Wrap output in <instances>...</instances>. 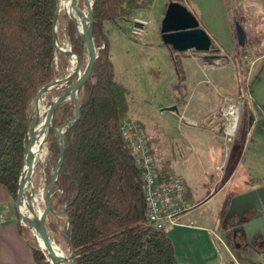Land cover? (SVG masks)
<instances>
[{
  "label": "trees",
  "instance_id": "trees-1",
  "mask_svg": "<svg viewBox=\"0 0 264 264\" xmlns=\"http://www.w3.org/2000/svg\"><path fill=\"white\" fill-rule=\"evenodd\" d=\"M153 1H94V45L99 54L91 76L77 93L80 116L64 132L63 159L51 189V210L68 221L67 237L74 264H178L167 230L146 221L142 171L120 132L121 122L128 117L129 90L115 77L105 32L106 23L120 29L138 12L149 10ZM56 8V0H0V184L10 194L17 187L22 168L28 108L42 85L66 73L67 57L53 48L52 19ZM231 19L241 25L252 16L236 6L231 10ZM67 33L71 50L83 62L85 46L71 21ZM161 45L167 48L176 74L177 81L171 84L175 106L184 105L186 73L181 57L187 51L178 52L162 40ZM247 47H260L262 55L263 32H250L241 49L245 51ZM218 50L212 48L210 53L217 55ZM56 56L62 61L59 68ZM263 67L264 57L247 85L239 83L238 95L252 85ZM74 113L73 104L62 101L53 112L54 126L70 120ZM219 129L223 133L222 125ZM50 135L51 130L48 138ZM58 154L54 139L45 167L47 182L52 178ZM158 173L169 176L170 167L161 163ZM59 219L49 223L56 235ZM18 229L35 264H49L29 228L18 224Z\"/></svg>",
  "mask_w": 264,
  "mask_h": 264
},
{
  "label": "rangeland",
  "instance_id": "rangeland-1",
  "mask_svg": "<svg viewBox=\"0 0 264 264\" xmlns=\"http://www.w3.org/2000/svg\"><path fill=\"white\" fill-rule=\"evenodd\" d=\"M170 1L176 0H154L149 9L150 13L146 10L135 15V17L148 20L141 32L135 30L132 24L133 19L131 22H123L120 29L106 23L105 32L110 44L109 57L116 79L129 90L127 100L128 113L132 116L130 119L142 124L151 142L155 163H166L170 167L171 175H179L187 187L192 188L196 195L192 211L203 212L204 215L209 216L215 209V202L219 200L218 198L225 200L228 194L234 196L264 183V133L261 138L253 131L257 123L254 118L257 115L251 108L253 103H250L251 107L246 104L248 91L242 90V94H237L239 83L244 87L247 85L264 57V53L259 55L260 47L259 49L247 47L245 51L241 49L252 31L263 32L264 42V23L261 22L264 16L245 11L238 5L237 0H225L230 9V15L234 7L240 6L244 13L252 16L249 22L241 24L244 35L239 40L232 19L231 38H229L223 20H219L215 15V7L208 5V1L189 0L188 4H185L196 16L199 26L209 36L208 31H211L216 37L210 36L214 42L212 48H218L219 53L215 59H204L202 53L199 52L200 54L196 55L190 50L182 55V65L187 74V81L185 80L187 83H184L187 85L184 90H186L188 103L186 107H178L176 111H173L170 109L173 105V101L170 100L172 98L170 86L177 79L169 52L161 45L160 37L158 43H146L144 40L152 19L153 24L158 25L157 33L160 34V22ZM254 2L258 7L261 6L264 12V0ZM85 4L86 0L82 3L79 0L80 7ZM253 19L256 20L255 23ZM70 21L66 12L58 13L55 36L63 48H71L67 33ZM146 46H152L157 50H144ZM66 57L68 61L65 68L66 73L58 78H64L70 73L71 58L69 55ZM185 57H194L193 60L201 64L202 70L197 74L189 62L183 59ZM55 63L58 67L62 61L56 56ZM84 65L85 55L83 62H80L78 74L69 83L60 85L47 94L44 102L46 107L50 104L54 94L62 88L65 89L82 73ZM229 105H233L238 118L237 129L230 139L226 134L227 121L222 115ZM33 108L34 101L28 108V114L32 117L30 126L35 123ZM184 115L193 120H189ZM220 125L223 126V133L219 132ZM58 139L62 141L63 138L60 135ZM48 160L49 154L43 161V166L38 165L32 174L36 191L42 187L44 164L46 167ZM44 183H48L46 176ZM199 191L206 194L199 195ZM222 202L224 203L223 200ZM227 207V201L224 206L221 203V210L215 224L219 237H214V240L219 248L221 259L226 264H264V244L259 245L255 241L248 240L246 242L244 238H238L235 242L239 246L234 244L233 247L232 242L224 238L221 220ZM10 213L15 216L20 225L24 226L11 206ZM57 217L61 222H58L59 233L56 235L49 228V223L55 222ZM45 221L54 244L62 250L67 259H70V250L67 248L62 232L65 226L64 217L49 213ZM25 228L29 227L25 226ZM220 238L222 241L219 240ZM44 256L46 257L45 254Z\"/></svg>",
  "mask_w": 264,
  "mask_h": 264
},
{
  "label": "water",
  "instance_id": "water-1",
  "mask_svg": "<svg viewBox=\"0 0 264 264\" xmlns=\"http://www.w3.org/2000/svg\"><path fill=\"white\" fill-rule=\"evenodd\" d=\"M76 1V0H69ZM84 0H80L82 3ZM94 1L90 0L91 13L88 22V28L84 34H80L74 22L71 20L73 24V28L77 32V34L81 37L83 44L85 46V65L82 73L78 75V77L70 83L62 92L56 93L53 95L52 102L55 104L54 108L51 112L50 116H45L42 114V118L45 122V125L49 126L51 130V135L48 140L44 144V147L41 153L38 155L37 159L33 162H30L23 168L24 166V158L26 152V146L32 139V132L30 126L32 117H28V132H27V142L24 147V154L22 160V168L20 171V176L18 180L17 187L15 191L10 194L8 202L9 205L14 209V212L19 216V218L25 222L30 228L32 234L38 242V245L43 250L44 254L47 257L49 264H53L52 260V252L55 251L54 241L51 239L49 234L46 218L49 213H53L51 210V196H52V184L56 179L58 172L60 171L63 153L65 149V136L64 132L67 127L72 125L80 116V106L78 102L77 93L80 88L84 85V83L91 76L93 68L98 58L99 50L94 45V37H95V9H94ZM57 8L54 13L52 23H53V48L56 52H59L63 55L74 54L76 57V67L74 71L67 74L64 78H57L52 82L46 83L42 85L40 88L56 85V88L60 86L62 82L66 84L69 83L72 78L78 74L79 66H80V57L71 50V48H56L55 46V23L58 16V7L59 0H56ZM68 14V12H66ZM236 26V34L238 39L240 40L244 35L242 31L241 25L235 23ZM160 37L163 43L168 44L172 47V49L182 52L194 50L196 52H200L203 54L204 59H215L217 55L209 53L212 50V39L207 34V32L199 26V21L196 16L191 13V11L187 8L185 4L179 1H170L168 2L163 18L160 22ZM242 45V42H241ZM76 81L75 84H73ZM38 89V91L40 90ZM38 91L36 93L35 101ZM64 100H69L75 109V113L70 120L63 122L60 125L54 126L52 121L53 112L56 107ZM173 108V107H172ZM41 109H43V105H41ZM58 128L61 131L62 141H59L58 136L54 133V130ZM53 138L56 139L57 144L59 146V154L57 159V164L55 165L52 178L47 183V187L45 190V212L44 215L40 218H31L25 215L21 209V202L25 193V190L28 186V178L33 172V170L41 163V161H45L49 154L50 146L52 144ZM45 168V164H44ZM42 176V175H41ZM43 178L45 179V172L43 171ZM249 215V219L247 216ZM67 227L68 221L66 220L65 226L63 229V237L66 241V244L69 246L71 258L67 259L65 255L63 258L66 262L70 264H74V254L72 249L70 248L71 243L69 238L67 237ZM221 229L223 231H231L232 239L235 238L236 232H240L244 234L248 241H251L254 237H264V184L258 187L252 188L245 192H241L232 196L229 200L228 207L226 212L223 215L221 220ZM34 231H38L41 236L42 244L38 241ZM238 247L239 245L235 243Z\"/></svg>",
  "mask_w": 264,
  "mask_h": 264
},
{
  "label": "crops",
  "instance_id": "crops-1",
  "mask_svg": "<svg viewBox=\"0 0 264 264\" xmlns=\"http://www.w3.org/2000/svg\"><path fill=\"white\" fill-rule=\"evenodd\" d=\"M176 1L188 4L189 0ZM206 1H208V5H210L211 7H215V15L219 18V20H223L227 35L229 36V38H231V15L230 9H228V5L225 0ZM254 1L255 0H237V3L245 11H248L252 14L264 16L262 7H258L257 3H255ZM150 12L151 11L149 10V13ZM153 23L154 21L152 19V21H150V24L148 25V28L146 27L147 31L144 36V40L146 43H158L160 37V34L157 33L158 25L156 23ZM208 32L211 37L216 38L211 33V31ZM146 49L157 50L152 46H146L144 50ZM164 51H166V48H164ZM183 59L189 62V65L192 66L193 70L197 71V74L200 72V70H202L201 64L193 60L194 57H185ZM184 83L187 82L184 81ZM185 85L187 84H184V87ZM170 90L172 95V98L170 100L173 101V105L170 109L176 111L178 107H186L188 103L187 100L184 105L175 106V100L171 86ZM247 91L248 94H246V104L248 105V107H251L250 103H253V106L251 108L255 110V113L257 115V117L254 118L255 120H257V123L255 124L256 126L254 127L253 131L257 135L261 136L263 135L262 133H264V124L263 122H261L262 112H264V67L255 81L252 83V85L248 87ZM250 97L252 101L250 100ZM130 117L132 116L128 113L127 118ZM184 117L188 118L189 120H193L186 115H184ZM262 137L263 136H261V138ZM150 143L151 142L149 141V144ZM160 164L161 162L158 165ZM260 185L262 184H259L258 186ZM203 194L206 193L199 191V195ZM186 195L190 203L194 204V198H196V195L192 188L187 187V185ZM9 196L10 193L3 185L0 184V215H4L6 217V220L0 225V264H35L30 247L19 233V222L16 220L15 216L10 213V205L8 202ZM231 196L232 195L228 194L226 197L227 199L225 198V200L222 198H218L219 200L215 202V209L209 214V216L204 215L203 212L196 213V210H191L182 218L179 224L167 230L174 246L175 257L178 264H226V262L221 259L222 257L219 248L217 247V243L214 240V237H219V233L216 230L215 224L216 218L221 210V203L224 206L225 202L227 201L228 204V200ZM222 200L224 201V203L222 202ZM219 240L222 241L221 238Z\"/></svg>",
  "mask_w": 264,
  "mask_h": 264
},
{
  "label": "built area",
  "instance_id": "built-area-1",
  "mask_svg": "<svg viewBox=\"0 0 264 264\" xmlns=\"http://www.w3.org/2000/svg\"><path fill=\"white\" fill-rule=\"evenodd\" d=\"M147 23L148 20L134 17L132 24L136 31L141 32L143 25ZM222 115L227 121L226 134L230 139L238 126L237 113L233 109V105H229ZM261 119L264 122V112H262ZM120 132L138 168L142 171L146 221L151 226L162 230H168L179 224L182 218L193 209V204L190 203L186 195L184 180L176 174L159 175V165L154 161L149 138L140 122L126 118L121 122ZM5 220L6 217L0 215V225ZM21 222L28 227L25 222L22 220Z\"/></svg>",
  "mask_w": 264,
  "mask_h": 264
},
{
  "label": "bare ground",
  "instance_id": "bare-ground-1",
  "mask_svg": "<svg viewBox=\"0 0 264 264\" xmlns=\"http://www.w3.org/2000/svg\"><path fill=\"white\" fill-rule=\"evenodd\" d=\"M89 1L90 0H86V4L83 7H80L79 0L71 1V2L69 0H59L58 11L68 12V16L74 22V25L80 34H84L88 28V22H89L90 13H91V6H90ZM55 46L57 48H63L59 45L57 41V36H55ZM69 56L71 58V64H72L70 72H72L74 71L76 67V57L74 54H70ZM75 83L76 81L73 84ZM63 84H66V83L62 82L60 85H63ZM54 88H56V85H49V86L40 88V90L38 91L37 97L34 101L33 110H34L35 123L31 128V132L33 136H32L31 141L26 146L23 168H25V166L29 164L30 162H33L37 159L38 155L41 153L44 147V144L48 140V133L50 131V128L49 126L45 125V122L42 118V114H44L47 117L51 115V112L55 104L52 102V99H51L50 104L48 105V107H46L45 106L46 104L44 102L46 100L47 94L53 91ZM41 105H43V109H41ZM54 133L58 137L61 135V131L58 128L54 130ZM43 161H41L39 165L43 166ZM37 167L33 170V172L28 178V186L25 190V193H24V196L21 202V209L25 215L31 218L34 217L38 219L42 217L45 212V198H44L43 192H44V184H46L45 185V190H46L47 183L43 184L44 178H42V187H40L36 191L33 178H32V174H34ZM34 233L38 241L42 244L40 233L38 231H34ZM54 245H55V251L52 252V256H51L53 260V264H70L69 262H66V260L63 258L64 253L62 252V250L56 244Z\"/></svg>",
  "mask_w": 264,
  "mask_h": 264
},
{
  "label": "flooded vegetation",
  "instance_id": "flooded-vegetation-1",
  "mask_svg": "<svg viewBox=\"0 0 264 264\" xmlns=\"http://www.w3.org/2000/svg\"><path fill=\"white\" fill-rule=\"evenodd\" d=\"M249 219V215L247 216V219ZM224 238L227 240V241H231L232 242V245L234 246V244L236 243V239L238 238H244L247 242V238L244 234H241L240 232H236L235 234V238L232 239L231 237V231H225L224 232ZM252 241H255V243H258L259 245H263L264 244V237H254L250 242Z\"/></svg>",
  "mask_w": 264,
  "mask_h": 264
}]
</instances>
